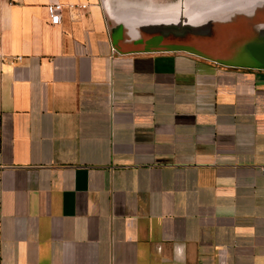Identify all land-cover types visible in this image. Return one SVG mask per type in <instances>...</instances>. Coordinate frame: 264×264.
Here are the masks:
<instances>
[{"label": "crops", "instance_id": "crops-1", "mask_svg": "<svg viewBox=\"0 0 264 264\" xmlns=\"http://www.w3.org/2000/svg\"><path fill=\"white\" fill-rule=\"evenodd\" d=\"M113 1L0 0V264H264V67Z\"/></svg>", "mask_w": 264, "mask_h": 264}, {"label": "rangeland", "instance_id": "rangeland-1", "mask_svg": "<svg viewBox=\"0 0 264 264\" xmlns=\"http://www.w3.org/2000/svg\"><path fill=\"white\" fill-rule=\"evenodd\" d=\"M119 1L125 2L124 4H126L129 9H134V11L135 9H138L139 11H141L142 13H137V15H141L143 20L145 18H153V15L155 17L159 15L164 16L166 14H170L168 9L174 10L175 12L172 13L178 14V17H180L182 21L187 15L186 12L190 13L192 11L194 12V10H218L219 12H217L216 14H206L208 19H206L205 22L207 24L214 25L230 14L234 15L235 17L241 18L246 17L247 14V16H249V19L254 21L264 12V7H262V5L264 6V0H114L112 2V9L117 10V8H115L114 6H117ZM260 2L262 3L259 4ZM144 23L146 22L144 21ZM182 24H186L190 28L196 29L200 27L202 23ZM222 43L223 44H221V46L219 47L220 50L227 48L232 43V39H223ZM216 52L218 51H215V53Z\"/></svg>", "mask_w": 264, "mask_h": 264}, {"label": "water", "instance_id": "water-1", "mask_svg": "<svg viewBox=\"0 0 264 264\" xmlns=\"http://www.w3.org/2000/svg\"><path fill=\"white\" fill-rule=\"evenodd\" d=\"M205 20L200 22V24L202 23L201 26L196 29H192L186 24L171 25L159 24V22H154L152 27L164 34L169 32L175 36L182 35L184 30L197 31L201 34H206L208 31V24ZM186 47L194 49V47L190 45H186ZM215 51L218 52L215 53ZM215 51L208 53L209 56L225 62L256 64L264 67V17L254 24L252 33L248 35H239L232 40V43L227 48Z\"/></svg>", "mask_w": 264, "mask_h": 264}, {"label": "flooded vegetation", "instance_id": "flooded-vegetation-1", "mask_svg": "<svg viewBox=\"0 0 264 264\" xmlns=\"http://www.w3.org/2000/svg\"><path fill=\"white\" fill-rule=\"evenodd\" d=\"M264 17V12L258 16L254 21L249 19V16L244 18L235 17L230 14L226 18L220 20L217 24H208V31L206 34L199 32L184 30L182 35L177 36V40L181 43H192L204 47H220L223 44V39H233L239 34L247 35L253 32L254 24ZM252 21V22H251ZM222 22V23H221ZM253 23V24H252Z\"/></svg>", "mask_w": 264, "mask_h": 264}, {"label": "bare ground", "instance_id": "bare-ground-1", "mask_svg": "<svg viewBox=\"0 0 264 264\" xmlns=\"http://www.w3.org/2000/svg\"><path fill=\"white\" fill-rule=\"evenodd\" d=\"M258 1H261V0H258ZM261 3L262 2H260L259 4H261ZM262 7H264V6L262 5ZM217 12H219V11L218 10L217 11H214V10H211V11L194 10V12L193 11L190 13L186 12L187 15L185 16V19L183 21L180 19V17H178V14H176V18L174 20L171 19V21H169V22H168V20L167 21L161 20V24H164V22H165V24H171V25L182 24V23L196 24V23H200V22L204 21L207 18L206 14H208V13L216 14ZM144 20L147 21L146 19H144ZM150 21H152V20H150ZM154 22L157 23L156 20H154Z\"/></svg>", "mask_w": 264, "mask_h": 264}, {"label": "built area", "instance_id": "built-area-1", "mask_svg": "<svg viewBox=\"0 0 264 264\" xmlns=\"http://www.w3.org/2000/svg\"><path fill=\"white\" fill-rule=\"evenodd\" d=\"M62 5L59 3L47 4L46 10L51 24H58L60 22V12Z\"/></svg>", "mask_w": 264, "mask_h": 264}]
</instances>
